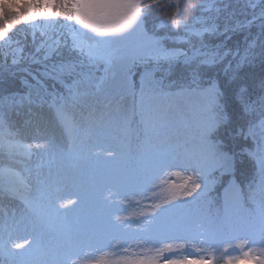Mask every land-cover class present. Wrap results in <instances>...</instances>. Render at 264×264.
I'll return each instance as SVG.
<instances>
[{"label":"snow or ice","instance_id":"1","mask_svg":"<svg viewBox=\"0 0 264 264\" xmlns=\"http://www.w3.org/2000/svg\"><path fill=\"white\" fill-rule=\"evenodd\" d=\"M227 7H216L214 2L207 7L198 3L190 5L191 15H182L178 10L173 16L165 17L162 24L180 32V39L187 46L169 48L164 44L165 38L150 35L144 27L150 9L163 11L159 0L148 4L144 0H0V56L5 58L0 62V79L22 72L26 90L22 95L0 96V155L6 160L0 164V196L21 200L32 217L34 228L49 227L74 203H59L52 178L54 163L65 158H80L88 151L86 139L93 131L101 136H110L113 130L126 137L135 135L139 139L142 136L145 166L131 181L115 180L116 190L110 193L113 206L119 203L118 197L127 196L131 191V182L137 186L147 185L175 168L190 174L184 184H172L158 203L138 214L148 225L141 228L137 220L134 234H129L131 221L126 222L120 216L108 221L106 246L119 250L129 239H136L137 234L140 239L139 252L117 255L110 264H160L165 253L169 256L163 264H211L202 255L191 258L184 253L189 241L194 239L213 245L212 251H215L218 243H226L225 239H217L226 228L232 230L228 240L239 236L244 240L238 246L226 244L225 252L239 247L242 255L222 257L223 264H234L242 259L264 264V82L261 93L255 97L245 87H239L234 93L235 102L246 118L234 135L254 144V147L241 148V153L254 162L256 169L248 193L253 207L242 212L244 194L234 186L232 195L225 201L223 218L210 222L197 236L191 234L189 218L181 217L171 223L168 220L174 210L179 212L190 203L186 198L195 201L206 195L213 170L224 172L234 167L235 154L217 139V133L230 123L231 116L226 109L224 86L211 72L223 66L226 81L231 84L239 81L238 69L242 63H251L257 57L264 62V0L258 14L254 11L246 24L234 22V13H229L221 23L220 13ZM251 7L257 6L252 4ZM198 10L207 11L209 15L197 16ZM56 17H63V22ZM37 18L45 23H32ZM13 21L31 24V46L13 41L10 35ZM256 21H259V34L252 43L246 41L242 51L228 48L223 41H215L218 37L228 39L229 33ZM9 56L12 57L10 64ZM178 65L187 71V84L177 85L169 80ZM141 66L143 71L137 88L132 75L133 70ZM101 67L104 75L97 77L95 73ZM116 68L120 70V79L110 84ZM56 84L61 90L56 89ZM127 94L133 97L130 106L122 103ZM178 96L199 97L203 103L204 118L197 124L199 145L195 152L171 146L164 135L171 126L170 102ZM25 103L26 111L22 112ZM99 105L104 110L98 115ZM45 109L62 130L66 149L44 136L35 138L33 143L23 142L14 117H23L27 124L40 125L45 119ZM137 121L139 130L133 128ZM41 154L47 155L48 160L40 159L33 166L34 157ZM44 168L48 169L47 173ZM157 220L161 221L160 230H153L152 224ZM14 224L5 222L6 238L0 240V255L6 256L11 264H75L72 249L85 242L67 237L62 256L59 250L46 251L38 233L35 240L25 242L26 248L25 244L13 242L10 229ZM112 240L116 243L112 244ZM143 244H163V247L144 248ZM110 255L114 253H104V256ZM93 264L106 262L101 258Z\"/></svg>","mask_w":264,"mask_h":264},{"label":"trees","instance_id":"2","mask_svg":"<svg viewBox=\"0 0 264 264\" xmlns=\"http://www.w3.org/2000/svg\"><path fill=\"white\" fill-rule=\"evenodd\" d=\"M152 0H144L145 4L151 3ZM215 3L216 7L223 8L224 5H228L222 13H220L221 23H223L224 17L228 16L229 13H234L233 21H239L242 23H247V20L252 18L253 12L258 14L259 5L261 0H179V5L177 7V0H159V5L163 7V11H159L156 8L149 10L145 19V30L150 35H155L157 37H163L164 44L166 47L172 48H185L187 47L182 43L180 39L181 33L170 26L162 24L165 17L173 16L178 10L182 15H191L190 5L203 3L207 7L210 3ZM252 4L257 7L253 9ZM55 11V9H53ZM197 16L204 15L207 16L209 13L207 11L198 10ZM177 18H182L178 16ZM57 20L63 22V17H56ZM32 23L43 24L44 20L37 18L36 21ZM14 29L12 35L13 41H19L21 46L28 44L31 46L30 42L32 39V27L31 24L25 25L23 22L13 21ZM259 21H256L252 25L236 32L229 33L228 39L223 37L215 38L217 43L223 41L228 48L237 49L241 51L246 47L247 43H252L254 39L259 34ZM2 26V23H0ZM221 31L223 29L221 28ZM15 47V44H13ZM257 51L259 48L257 47ZM4 57L0 56V62L4 61ZM12 57H7V61L10 64ZM231 59V58H230ZM235 64V61L233 62ZM143 71L142 66L133 70L132 80L135 85L139 86L140 83V73ZM97 73L101 76L104 75L103 68L99 69ZM239 81L236 83L229 84L223 73V66L214 69L211 75L218 77L221 85L224 86V91L226 93V109L231 116V121L228 125L221 128L217 133V139L222 140L226 146V150L234 153V167L231 171H224L220 169H215L211 172L209 176L210 186L207 190L205 196L193 201L191 197H188L190 203L185 205L182 210L176 212L174 210L173 214H170L168 220L171 223L174 220H178L181 217H187L192 221L191 234L197 236L198 234L205 231V228L210 224V222L217 220L218 218H223L224 209L221 202L222 192L227 186L234 182L237 184L244 194V211L250 210L253 205L251 200L248 199L249 185L252 183L253 179L256 177V169L254 162L246 155L241 153V148L254 147L252 141H244L239 137L234 135L236 128L239 125L245 123L246 118L242 115L239 106L235 102L234 93L239 87H245L253 97L259 95L262 91L261 84L264 82V62L261 61L260 57H257L251 63H242L238 69ZM24 74L22 72H16L15 75H7L5 78L0 79V96H7L13 93L24 94L26 91L23 86ZM170 81H175L177 85L188 83V74L186 69L182 65H178L172 75L169 77ZM168 82V81H166ZM51 84L52 82L49 81ZM56 89L61 90L60 85L56 84ZM176 89L174 88L173 91ZM129 104H132L133 97L130 95ZM101 100L103 97H99ZM171 109H170V120L171 126L165 131L164 135L168 137L171 146H179L181 149H187L190 151H197L199 141L197 138V124L204 118L203 103L199 97H185L178 96L172 99ZM97 107L103 108L102 105ZM87 126V125H86ZM138 121L134 122L133 128L139 130ZM115 129V126H114ZM142 136L138 139L135 135L126 137L118 131L113 130L110 136H101L96 131L86 139L88 146V151H86L80 158L73 159L69 158L71 161H84L88 158L91 151L97 150L100 154L101 152L112 151L116 155V159L121 165V175L120 178L129 179L139 174L145 166V161L142 156ZM66 149L67 143L64 137V142L60 146ZM6 162L5 158L0 155V164ZM34 162V159H33ZM34 166V163H33ZM189 172H185L183 169L175 168L166 171L161 174L158 179L153 180L147 185H133V196L136 203V207L139 211L143 212L148 207L159 202L168 187L172 184L180 185L184 184L187 180ZM35 176H33V180ZM155 185V187H153ZM58 194H61L57 190ZM195 195V194H194ZM61 199V198H60ZM59 203L61 201L59 200ZM16 211L11 206L9 208H3L0 206V219L14 218L18 214L23 215L26 219L27 224L24 227H31L34 234L39 233L43 237H48V243L51 244V248L55 250L65 251L64 244L67 237H72L74 235L70 233L65 226V221L60 218L51 226L46 228H34L32 224V217L26 211V209L15 204ZM203 224L205 227L201 228L200 225ZM4 225V224H3ZM2 224H0V229ZM12 234V233H11ZM13 235V234H12ZM232 235V231L227 228L222 229L217 239H225L226 243H218L222 249L226 247L227 243L238 242V237L235 240H228L227 237ZM206 239V237H201ZM171 241H164V243H169ZM158 247H163V244ZM213 245L202 244L198 240L189 241V247L184 253L190 255L191 258H199L201 255L206 261H211V264H220L223 262L222 252L212 251ZM122 249H128V251L133 252L135 248L128 244H123ZM196 249H200L199 252ZM230 252H234L233 249ZM129 255V254H128ZM169 254L165 253V256L160 260V264H163V260L168 258ZM215 257V259H212ZM7 257L3 256L0 260V264H9Z\"/></svg>","mask_w":264,"mask_h":264},{"label":"rangeland","instance_id":"3","mask_svg":"<svg viewBox=\"0 0 264 264\" xmlns=\"http://www.w3.org/2000/svg\"><path fill=\"white\" fill-rule=\"evenodd\" d=\"M77 27L79 26L77 25ZM113 72L114 75L109 81L110 84H114L120 79L119 68L114 69ZM95 75L97 77L101 76L97 73V71ZM130 98V94L125 95L122 103L126 106H130ZM103 110V108L97 107V114L99 115V113ZM21 111H26V103L25 107L22 108ZM44 112L45 119L40 125L27 124L24 122L23 117H14L20 136L25 143H33L35 138L40 136L52 138L57 146L60 147L64 142V134L55 124V121L53 120L51 114L47 112V109H45ZM40 159H43L46 162L48 160V156L41 154L38 157H34V165L39 163ZM43 171L47 173L48 169L44 168ZM52 173L55 186L61 193L58 194L61 198V203L68 204L69 201L74 202L73 204H69L68 211L61 213L63 220H66V229L74 235V239L85 241L73 247L72 261H74L75 264H93L94 261L103 258L106 264H110V261L115 259L117 255L131 254L132 252H125V249H122V245L125 243L121 245L119 250H116L111 246H106L108 244V240L104 239L108 231V221H114L116 216H120L126 222H132L131 231L129 232L130 235L135 233V222L137 220H139L141 228L148 225V222L145 221L143 217L138 216L141 211H139L136 207L132 184L131 191L128 192L127 196L118 197L117 199L119 200V203L115 206L111 203L112 197L110 196V193L116 190L114 183L121 175V165L116 159V155L112 151L106 152L104 150L100 154L95 149L91 151L88 158L84 161H71L69 158L57 161L52 165ZM34 182L35 179L33 180V184ZM2 198L3 196H0V201L3 200ZM12 199L16 202L19 201V199L16 198ZM10 206L16 211L14 204L9 205V207ZM3 216L4 218L0 219V224H2V228L0 229V240L6 238L4 233V225L6 221L10 225L15 222L10 229L13 234L12 239L14 243L25 244L26 241L31 242L37 238L38 233L34 234L31 227H24L27 224V221L23 215L18 214V216L13 219H5L6 216H9L8 213ZM160 227V220H157L154 224H152L153 230H160ZM39 239L40 244L46 251L55 250L50 247L51 244L48 243V237H43L39 234ZM243 240L244 237L239 236L238 242H231L230 244L238 246L243 242ZM111 243L115 244L116 241L112 240ZM126 244L135 248V251L133 252H139L140 247L137 246L140 244L139 234H137L136 239H129ZM158 246H161V244L141 245V247L144 248H157ZM25 247L27 248V244H25ZM252 247H259V245H252ZM215 249L216 250L214 252L220 251L222 252V256L226 258L242 255L239 247L228 248L225 252V248L222 249V247L217 244ZM232 249L234 252H230ZM244 251H247V247L244 248ZM60 252L63 256L65 251L61 250ZM106 252L114 253V255L104 256V253ZM256 255H259V253H256ZM7 261L11 264L9 259H7ZM220 264H223V262ZM234 264H257V261L242 259L234 262Z\"/></svg>","mask_w":264,"mask_h":264}]
</instances>
